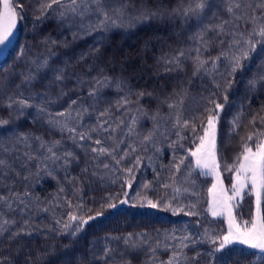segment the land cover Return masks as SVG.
Segmentation results:
<instances>
[{
	"label": "trees",
	"instance_id": "1",
	"mask_svg": "<svg viewBox=\"0 0 264 264\" xmlns=\"http://www.w3.org/2000/svg\"><path fill=\"white\" fill-rule=\"evenodd\" d=\"M14 2L23 5V19L18 20L15 39L0 58V120L9 121L0 125V160L4 161L0 165V197L7 200V203L0 201V219L9 221V231L0 235L2 264H124L125 259H131L132 264H164L177 249L179 238L186 234L196 241L202 237L207 240L206 231L212 236L225 234L223 218H214L208 213L212 180L195 168L188 153V149L193 150L199 143L198 137L203 135L208 115L206 109L213 107L210 99L225 103L221 90L214 87L213 77L223 83L219 74L223 77L228 75V63L223 57L217 69L219 74L193 75L191 57L200 47L196 39L201 29L200 22L161 17L136 21L130 26L126 23L124 27H110L105 31L98 27L94 16L85 18L83 23L77 21L74 24L67 17L62 21L58 6L54 5L48 18L38 21L35 17L40 14L38 8L43 0ZM145 2L149 6L160 5L162 9L171 10L177 7L180 0ZM210 2L218 7L212 9L214 15L209 14L204 20L205 26L231 19L226 10L227 0ZM244 2L255 5L262 0ZM244 11L253 13L252 8ZM253 14L259 16V11ZM237 23L240 27L234 28V31L244 32L245 36H215L209 32L208 36L213 37L211 51H204L202 56L215 57L221 52L227 54L233 39H246L251 28H245L243 21ZM45 38L56 43H42ZM253 39L261 38L256 36ZM97 48L98 51H95ZM232 48L239 54L241 49H246V45H232ZM178 51H184L188 57L181 58L182 70L166 72L162 60L176 55ZM250 56L251 59L242 61L244 67L234 74L235 82L227 92L228 101L219 113L216 129L219 171L229 193L235 174L229 168L238 163L236 158L245 142L254 146L256 136L247 141L248 135L257 130L264 132V124L260 122L264 116V89L259 86L251 89L248 84L249 80L264 75V47L257 45ZM37 57H46L48 68L36 73V79L26 90L22 75L33 67L31 61ZM56 69L63 70L64 81L55 79L58 74ZM102 75L114 78L113 83L93 99L88 96L89 89L93 79ZM116 79L126 80L133 90L146 89L153 93L152 98L140 100L147 115L137 113L135 103L116 106L128 92V88L121 92L116 87ZM29 92L32 96L30 103L45 107L51 113L65 111L70 100L79 98L78 102H83L80 106L88 108L90 115L82 116L77 131L94 127L104 119L109 120L112 127L118 124L116 131L111 133L115 141H121L117 158L123 152H128V156L119 165L109 157L93 160L90 148L96 145L91 141H80L85 145V149L81 150L69 139V132L61 133L51 127L47 123L48 117L38 114L36 107L25 109L23 115L15 110V106L7 107L9 96L17 98L22 94L28 97ZM43 96L48 99L44 100ZM130 99L135 101L136 97L131 96ZM169 104L176 107L169 108ZM105 110L110 115L99 117V113ZM155 113L158 116L153 120L151 117ZM133 116L138 122L134 131L128 133ZM253 117L255 124L251 123ZM177 118L179 125L176 124ZM234 119L238 120V125L232 124ZM69 121L72 126L71 118ZM184 121L189 122L187 128L183 127ZM154 128L153 141L144 143L143 136ZM25 135L27 141L21 139ZM108 136L109 132L93 133L92 139L104 140ZM36 137L42 138L44 147ZM57 140L61 141L54 148L58 156L71 151L78 159L68 165H64L62 159H46L49 155L47 146ZM113 143L114 140L108 139L104 146ZM185 157L187 159L177 171L174 165ZM137 158L139 164H136ZM100 161L108 163L110 169H104ZM128 168H133L131 174L126 171ZM129 181L130 188L127 187ZM125 198L128 203H120ZM20 199L28 205L27 209L19 203ZM147 200L159 206L152 208ZM109 203L116 207L109 208ZM8 204L12 207L9 208ZM98 212L103 214L97 216ZM190 212L196 215H189ZM73 214L84 218L94 216L95 219L72 235L71 229L78 223L69 221V216ZM253 214L254 197L248 194L247 189L239 207H234V215L242 225L243 220ZM25 220H28L26 226ZM64 223H70L69 230L63 229ZM23 227L32 234L10 238L9 232ZM129 234L137 240L143 237L144 243L137 253L130 254L123 242ZM115 237L121 239L116 240ZM218 245L219 241L215 245L196 243L184 249L187 257L201 253L198 260L188 261L187 264H264V256L238 246H227L210 258L207 252ZM106 248H110L111 252L104 259Z\"/></svg>",
	"mask_w": 264,
	"mask_h": 264
},
{
	"label": "snow or ice",
	"instance_id": "2",
	"mask_svg": "<svg viewBox=\"0 0 264 264\" xmlns=\"http://www.w3.org/2000/svg\"><path fill=\"white\" fill-rule=\"evenodd\" d=\"M58 6V15L60 20H64L66 17L70 18L72 23L80 21L83 23L85 18L95 17L98 20V27L103 30H108L110 27H124L127 23L129 26L131 23L136 21H147L151 19H157L161 17H172L180 18L182 21L187 22L189 20L195 19L200 22L201 29L197 33L196 39L200 43V47L195 49L196 55L191 57L193 60V75L199 76L201 73L204 75H213L217 73V69L221 62L222 57L228 63V75L223 77L222 74H219L223 78V83L217 82L215 77H213V83L215 89L221 90L222 99L225 103L228 101L227 92L232 89L235 82L234 74L238 69L244 67L242 61L251 59L250 53L256 51L257 45L264 47V0L260 4L249 5L244 2V0H227V12L230 14V20H221L220 23L212 26H205L203 24L204 20L207 19L209 14L212 13V9L218 7V5L210 2V0H180V3L177 7L172 8L171 10L162 9L160 5L149 6L145 0H43L39 4V15L35 18L38 21H44L48 18L49 10L53 9V6ZM252 8L253 13L259 11V16L244 11V9ZM23 5L14 2V0H2V11H0V46L6 47L10 43V37L13 36V31L16 29L18 20L23 19ZM238 21H243L245 28L250 27L251 30L248 32L247 38L244 40L233 39L229 45L228 53L221 52L219 55L212 57L209 56L204 58L202 53L204 51H211L212 45V36H208V33L211 32L215 36L229 35L232 37L235 36H245L244 32H236L234 28H239L240 24ZM259 36L261 39L254 40L253 37ZM42 43H52L55 44L56 41L50 38H45L41 41ZM223 43V41H221ZM246 45V49H241L239 54L233 51L232 45ZM98 51V48L95 49ZM182 57H186L184 51H178L176 55L172 57L164 58L162 63L165 65L166 72H172L174 70H182ZM82 59L84 55L82 54ZM33 65L32 68L28 70L26 74L22 75V79L25 84L26 90L30 89L32 82L36 79V73H39L42 69L48 68L47 58L37 57L35 60L31 61ZM58 74L55 76L57 81H64L65 75L63 70L56 69ZM112 77L107 75H102L101 77H96L93 79V83L88 92V96L96 99L100 96L101 90L105 87L110 86L113 83ZM78 83H80L78 81ZM116 87L123 92L125 88H128V92L122 96L121 100L117 102V107H125L130 104H136V112L147 115V111L143 109V106L140 105V100L145 97L152 98L153 93L144 90H133L128 87V82L123 79L115 80ZM248 84L251 89L260 88L264 89V75L253 78L248 81ZM183 93V89H182ZM63 95V93H61ZM216 93L213 92V97ZM131 96H135L136 100L132 101ZM44 100L48 98L46 96L42 97ZM32 99L31 93L29 92L28 97H23L21 94L20 97L13 98L8 97V108H13L20 114H24L25 109L36 107L38 114L46 115L48 117L47 123L60 131L61 133L67 131L71 135L69 139L73 141L81 150L85 149L84 144H80V141H91L92 144L96 145L91 147L90 151L93 155V160L98 159L99 157H109L115 164L119 165L121 160L128 156V152H123L119 158H117V149L121 141H115L111 133H114L119 127L117 124L116 127H112L111 122L107 119L101 120L94 127L83 128L81 131H77V125L80 124L82 116L88 113V108L80 106L83 102H78L79 98L72 99L69 102V107L65 111H59L56 113L48 112L47 108L34 105L30 103ZM213 107L206 111L208 115L206 117V127L203 128V135L199 136V143L196 146L195 151L188 149V153L191 157L195 158V168L200 169L203 175H215L219 179V168L220 164L217 159V150H216V129L219 122L220 116L219 113L224 110L225 103H220L216 99H210L209 101ZM180 103H183L181 98ZM169 108L176 107L175 104H169ZM110 112L108 110L101 111L99 117L109 116ZM158 113L152 115V119L156 120ZM69 118H71L72 126H70ZM123 121H121L122 123ZM137 118L132 117L131 123L127 128L128 133H132L137 124ZM256 120L253 117L251 123L255 124ZM261 124H264V116L260 119ZM9 121L0 120V125H6ZM176 124L179 125L180 121L177 118ZM189 122L184 121L183 127L187 128ZM233 125H238V120L234 119L232 121ZM158 128V125H157ZM109 132V136L102 139H92L93 133H103ZM156 133V128L152 132L143 136L144 143H151L154 139ZM179 136V133H177ZM256 136V142L254 146H250L247 142L243 145V150L237 156L238 163L233 165L229 170L235 171V182L231 186V195L228 194V190L220 187L219 192H217V184H213L211 192H213V207L211 208V214L214 217H224L227 219L228 227L226 234L212 236L207 231L205 236L201 238L200 241H196L190 234H186L179 238V244L176 250H173L171 257L164 264H187L188 261L198 260L201 253L197 252L195 257H187L184 249L194 246L196 243H211L213 245L217 244L219 241L218 247L207 252V255L212 258L217 252L223 251L227 246L232 244H241L247 246L249 249L258 250L260 253H264V132L257 130L255 133H251L247 137V141H252L253 137ZM21 139L27 141L28 137L25 135ZM35 139L41 140L42 138L36 137ZM112 139L114 143L110 146H104L106 140ZM61 141H53L51 145L47 146V152L49 155L46 159L50 160H59L62 159L64 165H68L72 161H76L78 157L75 153L71 151H66L63 156H58L54 151V148L59 146ZM45 143L41 142V147H44ZM183 147V145H181ZM135 151V149H133ZM71 158V160L69 159ZM184 159L180 160L179 164H175L174 167L178 171L180 165L184 163ZM104 169H110L108 163L100 161ZM140 160L136 159V164H139ZM4 161L0 160V165H3ZM99 166V165H97ZM227 167V165H226ZM191 168V164H189ZM126 171L131 174L133 168H128ZM50 174V173H49ZM95 175V173H93ZM127 187H131V181L127 183ZM147 187V185H145ZM168 187V185H164ZM248 189L249 195L255 196V213L251 215L249 219L243 220V224L237 222L236 216L233 214L234 207H239V202L243 200L244 190ZM179 191V189H177ZM27 195V193H26ZM127 197V193H125ZM111 199V197H109ZM145 199H147L145 197ZM0 201L7 203V200L4 197H0ZM235 201V204L233 203ZM19 203L24 206V209H27L28 205L23 199H20ZM120 203H128L127 198L120 201ZM148 206L152 208L158 207V203H154L151 200H147ZM8 207L11 208L12 205L8 204ZM109 208L116 207L115 204L109 203ZM182 210V209H181ZM47 211V209H45ZM102 212H98L97 216L102 215ZM189 215H196L195 212L188 213ZM95 219L94 216H88L84 218L83 216H77L75 214L69 216L70 222H78L75 228L71 229V234L75 235L82 230V226L86 225L90 220ZM15 223V221H12ZM57 223H61L57 221ZM28 224V220L24 221V225ZM8 220L0 219V235L5 231H9ZM71 227L70 223H64L63 229L65 231L69 230ZM31 235L32 233L23 227L15 232H9L10 238L19 237L21 235ZM114 239L120 240V237H115ZM124 244L127 246L130 254L137 253L142 247L144 240L141 237L139 240L135 239L132 234H129L127 237L123 238ZM155 252V249H152ZM111 252L110 248H106L104 251V259H107L109 253ZM243 255V253H241ZM223 259V258H221ZM2 264V260H0ZM124 264H132L131 259H125Z\"/></svg>",
	"mask_w": 264,
	"mask_h": 264
},
{
	"label": "rangeland",
	"instance_id": "3",
	"mask_svg": "<svg viewBox=\"0 0 264 264\" xmlns=\"http://www.w3.org/2000/svg\"><path fill=\"white\" fill-rule=\"evenodd\" d=\"M1 11H2V0H1ZM16 33H17V30L14 29V31H13V36L10 37V41H11V42L8 43L6 47H4V46H0V58L3 57V55H4L5 51H6V49H7V48L12 44V42L14 41L15 36H16ZM195 149H196V147L193 149V151H195ZM192 159H193V163H194V166H195V158L192 157ZM198 170H200V169H198ZM200 171H201V170H200ZM201 172H202V171H201ZM208 176H209V177L211 178V180H212V184H211L210 189H212L213 184H217V190H216L217 192H219L220 187H223V188L225 189L224 184H223V182H222V178H221L220 171H219V179H217V177H216L215 175H208ZM234 182H235V174H234L233 183H234ZM210 189H209L208 213H209V215H210L211 217H214V216L211 214V208L213 207V192H211ZM246 190H247V189H245L244 191H246ZM228 194L231 195V193H229V192H228ZM253 197H254V213H255V196L253 195ZM233 203L235 204V201H234ZM233 214H234V209H233ZM253 215H254V214H253ZM214 218H223V220L225 221V224H226V230H227L228 223H227V219H226V218H224V217H214ZM225 234H226V233H225ZM229 246H238V247L244 248V249H246V250L254 251V252H256V253H257L258 255H260V256H264V253H260L258 250L249 249V248H248L247 246H245V245H241V244H232V245H229Z\"/></svg>",
	"mask_w": 264,
	"mask_h": 264
}]
</instances>
